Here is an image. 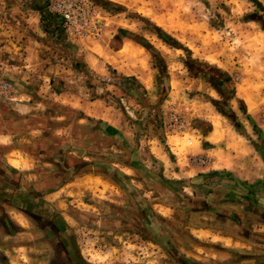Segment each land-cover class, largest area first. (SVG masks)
Instances as JSON below:
<instances>
[{
	"label": "rangeland",
	"instance_id": "rangeland-1",
	"mask_svg": "<svg viewBox=\"0 0 264 264\" xmlns=\"http://www.w3.org/2000/svg\"><path fill=\"white\" fill-rule=\"evenodd\" d=\"M89 4L96 30L66 26L47 0H0V85L13 88L0 86V117L22 88L86 93L87 82L117 105L108 119L135 132L138 158L165 154L150 170L138 166L140 191L102 198L73 187L67 210L88 264H264V0ZM124 38L154 49L124 47ZM85 52L107 75L87 67Z\"/></svg>",
	"mask_w": 264,
	"mask_h": 264
},
{
	"label": "crops",
	"instance_id": "crops-1",
	"mask_svg": "<svg viewBox=\"0 0 264 264\" xmlns=\"http://www.w3.org/2000/svg\"><path fill=\"white\" fill-rule=\"evenodd\" d=\"M35 40L28 38L29 43ZM123 43L133 50L144 49L126 38ZM84 57L96 75H107L98 56L85 52ZM122 72L124 77L141 78L137 72ZM15 73L11 68L6 72L10 77H16ZM9 83L4 84V92L13 89ZM86 84V93L55 94L43 89L34 95L21 87L17 101L6 106L11 110L7 108V115L0 117V264H73L74 256L88 264L77 246L66 203H72L73 187H89L87 193L102 198H111L109 193L114 189L140 191L134 177L138 166H143L138 171H147L154 160L157 164L166 162L164 152L153 148L149 164L138 158L135 132L127 134L123 120L117 123V115L108 119L117 105L108 97L94 94L96 86ZM53 105L59 106L60 113H52ZM66 109L74 114H63ZM97 166H106L112 175L90 171ZM123 175L126 183L119 184ZM121 185L127 189L122 190ZM113 199L117 202L116 197ZM151 211L153 208L144 216L150 225ZM156 216L161 217L158 211ZM223 237L232 241L230 249H245L240 248L239 239Z\"/></svg>",
	"mask_w": 264,
	"mask_h": 264
},
{
	"label": "built area",
	"instance_id": "built-area-1",
	"mask_svg": "<svg viewBox=\"0 0 264 264\" xmlns=\"http://www.w3.org/2000/svg\"><path fill=\"white\" fill-rule=\"evenodd\" d=\"M50 12L59 16L66 26H76L87 30L98 23L97 15L91 8L89 0H47ZM93 22V24H91ZM1 87L4 85H0Z\"/></svg>",
	"mask_w": 264,
	"mask_h": 264
},
{
	"label": "trees",
	"instance_id": "trees-1",
	"mask_svg": "<svg viewBox=\"0 0 264 264\" xmlns=\"http://www.w3.org/2000/svg\"><path fill=\"white\" fill-rule=\"evenodd\" d=\"M131 38H133V37L131 36ZM139 43L141 45H143L144 47L148 48L149 50L154 49V48H152V46H150L149 44H146V42H144V41H139ZM262 155L264 156V151H262Z\"/></svg>",
	"mask_w": 264,
	"mask_h": 264
},
{
	"label": "flooded vegetation",
	"instance_id": "flooded-vegetation-1",
	"mask_svg": "<svg viewBox=\"0 0 264 264\" xmlns=\"http://www.w3.org/2000/svg\"><path fill=\"white\" fill-rule=\"evenodd\" d=\"M77 257L79 258V255H78ZM75 259H76V260H75ZM79 259H81V258H79ZM79 259H77L76 256H74L73 264H85V263H82V261L79 260ZM79 261H80V262H79Z\"/></svg>",
	"mask_w": 264,
	"mask_h": 264
}]
</instances>
